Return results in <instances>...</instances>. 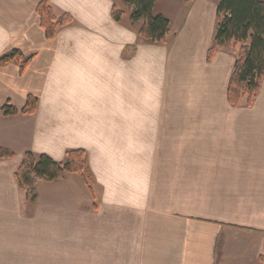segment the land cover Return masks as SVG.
<instances>
[{
    "label": "crops",
    "instance_id": "1",
    "mask_svg": "<svg viewBox=\"0 0 264 264\" xmlns=\"http://www.w3.org/2000/svg\"><path fill=\"white\" fill-rule=\"evenodd\" d=\"M41 1L0 0V56L30 58L0 66V107L18 111L0 112V148L15 155L0 160V264H217L219 238L264 264L252 250L264 247V77L250 108L228 104L234 57H206L218 0H158L165 44L139 40L126 3L116 21V0H45L72 18L47 40ZM28 96L36 110L22 115ZM70 150L85 153L89 204L42 200V182L29 204L14 179L23 155Z\"/></svg>",
    "mask_w": 264,
    "mask_h": 264
},
{
    "label": "trees",
    "instance_id": "2",
    "mask_svg": "<svg viewBox=\"0 0 264 264\" xmlns=\"http://www.w3.org/2000/svg\"><path fill=\"white\" fill-rule=\"evenodd\" d=\"M157 1L125 0L133 8L130 20L140 24L137 30L139 40L149 44H165L169 34V21L163 16L152 14ZM36 14L47 40L53 39L59 29L72 23V18L66 14L56 18L45 0L37 5ZM121 16V12L113 11L116 21ZM217 52L234 57L226 90L228 104L233 108H250L258 96L264 77L263 0L217 1L215 33L206 53L207 61L210 62ZM29 60L19 50H12L0 56V66L15 63L23 71ZM36 105L37 99L28 96L21 114L32 115ZM0 112L5 117L18 115V111L9 103L0 107ZM14 157L12 151L0 148V160H11ZM68 174L78 175L89 184L90 173L84 151H67L62 162H55L46 155L27 152L14 173V179L18 188L25 192L27 202L32 204L36 200V185L39 182H53ZM259 260L264 262V257H259Z\"/></svg>",
    "mask_w": 264,
    "mask_h": 264
},
{
    "label": "rangeland",
    "instance_id": "3",
    "mask_svg": "<svg viewBox=\"0 0 264 264\" xmlns=\"http://www.w3.org/2000/svg\"><path fill=\"white\" fill-rule=\"evenodd\" d=\"M264 1V0H263ZM118 5V9L123 14V20L126 21V17L129 16L130 9L125 4V0H116ZM127 7V8H126ZM53 185L50 187H46L47 182H42L38 187V192L40 199H45L52 203H56L58 205H65L63 198L69 200L71 197H63L64 193H68L73 195L72 201H76L78 204H67L71 206L86 207L89 204V194L83 183L80 181L78 175L68 174L64 179L55 180ZM49 188V189H48ZM76 195L77 197H74ZM24 198V195H23ZM223 238H219L218 240V251H217V264H262L258 261L252 262L250 259L251 252L248 255H244L242 258L240 254H225L222 249ZM232 244H230L231 246ZM236 246L239 244H235ZM255 253L259 255H264V247L252 249ZM224 257L226 260L224 261ZM224 261V262H223Z\"/></svg>",
    "mask_w": 264,
    "mask_h": 264
}]
</instances>
